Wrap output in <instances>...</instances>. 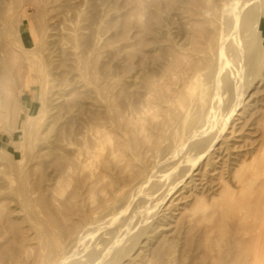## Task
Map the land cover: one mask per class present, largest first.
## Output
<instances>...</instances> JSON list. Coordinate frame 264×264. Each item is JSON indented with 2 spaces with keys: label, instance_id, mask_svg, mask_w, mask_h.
I'll use <instances>...</instances> for the list:
<instances>
[{
  "label": "bare ground",
  "instance_id": "1",
  "mask_svg": "<svg viewBox=\"0 0 264 264\" xmlns=\"http://www.w3.org/2000/svg\"><path fill=\"white\" fill-rule=\"evenodd\" d=\"M49 1L1 16L0 98L27 89L41 113L28 156L0 150V264H264V0H122V14L107 0L124 43L101 62L94 44L63 40L97 42L69 23L87 2L99 13L94 0ZM30 6L55 12L45 78L17 67L21 44L40 38L36 15L23 24ZM76 83L81 95L66 93ZM34 186L53 199L48 219Z\"/></svg>",
  "mask_w": 264,
  "mask_h": 264
},
{
  "label": "rangeland",
  "instance_id": "2",
  "mask_svg": "<svg viewBox=\"0 0 264 264\" xmlns=\"http://www.w3.org/2000/svg\"><path fill=\"white\" fill-rule=\"evenodd\" d=\"M53 1V2H52ZM94 2L99 6V13H95L92 11V15L90 13L88 17V7L89 3L87 2V6H81L80 12L76 14V16L70 15L71 22L70 25L72 28H85L84 30L87 33L96 34V40H92L90 38L88 43H84V40H80L77 38H70L68 40L67 38H63L65 42H67L70 46L78 47V50H86L92 48L93 44L96 47V51L93 52V59H97V56H100V62L102 60V56L108 57L107 55L111 50H114L121 46L124 43L123 36H116L115 28L112 22V16L114 10H111L110 2L107 0H94ZM171 3L167 4V6H194V9L199 10L202 9L204 6H222V1L220 0H170ZM120 3H122V8L120 11V14H122L125 11V4L121 0ZM19 0H0V22L3 21L1 19L2 15H5L9 18H13L16 16L19 8ZM49 6H55L54 0L49 1ZM126 6H132V4L126 5ZM152 6V5H151ZM37 6H30V9L23 10L24 13V21L23 24L26 23H32L35 21L33 18L35 15L38 17L37 21H39V24L41 26L39 27L40 32V38L37 40V43L32 44H21L23 47L22 51L16 52V58H17V67L18 70L21 69L22 66H27L29 68H33V66L40 67V71L38 75L41 76V78H45V66L43 62V58L45 56H48L51 53H57V47L55 44H51V36H54L56 31L53 29L54 27V17L55 12L50 11L48 14H45L43 12V9H37ZM105 9V11H103ZM109 11V12H108ZM86 18V20H84ZM124 18L121 17V20ZM206 27L208 30L212 27L209 23L206 24ZM10 29V28H9ZM200 46L205 52H214V46L217 44L218 41L215 38V44L212 43L213 37L210 36L209 32L205 35L200 34ZM131 41H135V39H131ZM87 44V46H85ZM6 45L5 38L3 40H0V46ZM86 51V52H87ZM260 51V49H259ZM203 54H207V53ZM88 56L90 55V52L87 53ZM8 55V53L5 51H0L1 58H4ZM138 56L135 58L137 59ZM24 61V63H22ZM2 65H6V63H1ZM83 62L81 61V65ZM111 65V64H110ZM111 68H114L111 66ZM116 69L119 71V69L116 67ZM76 73H79V71L76 69L74 70ZM121 71V69H120ZM31 74H33V71H31ZM40 78V79H41ZM49 78H51L49 76ZM22 77L16 76V84L21 85ZM10 84V83H8ZM75 87V88H74ZM74 87L68 89L66 93L71 94L75 96H80L82 89L78 86V83L74 84ZM76 89V92H75ZM23 93L22 97H19V99L15 98L13 101H8L7 99H4L5 96L0 98V105H1V112L3 114V118L7 117L10 113L18 116V123L14 124V122L11 123V121L7 118V125L4 126V122L2 123L3 126L0 127V150L5 153V155L9 156L10 151L13 153V150H11V147H15V145L19 146L20 148H23L27 154L29 155V149L31 148L30 142H35L34 138L37 136V133L39 131V127L36 125L33 129V135L31 132V138L29 137L28 130L29 126L32 125V121L36 115L39 114V110L41 113V103L39 100L29 97L31 92L27 89ZM27 92V93H26ZM11 98L15 96L14 92H10ZM30 99L31 103L28 99L24 98L26 96ZM29 95V96H28ZM17 111V112H15ZM37 122V121H36ZM35 122V124H36ZM36 135V136H35ZM38 148H36L37 150ZM10 150V151H9ZM6 161V164H9ZM32 164H36L37 161L33 160L31 162ZM30 174V171H28ZM33 192H35L36 195L41 194L43 196L41 202V207L45 210V217L46 219L49 218V212L48 209L53 210L54 202L52 197H50L47 192L37 189V187H33ZM30 195V194H29ZM28 195V197H29ZM28 211L30 212L31 219L34 218L32 209L29 208ZM27 228L30 227V220L26 223ZM58 221H56V226H58ZM145 264H158L154 261H147Z\"/></svg>",
  "mask_w": 264,
  "mask_h": 264
}]
</instances>
